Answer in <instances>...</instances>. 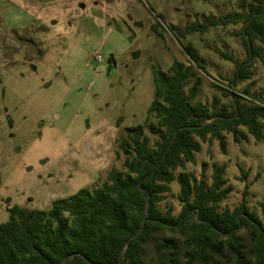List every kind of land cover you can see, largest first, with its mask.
I'll use <instances>...</instances> for the list:
<instances>
[{"label":"rangeland","instance_id":"374dc122","mask_svg":"<svg viewBox=\"0 0 264 264\" xmlns=\"http://www.w3.org/2000/svg\"><path fill=\"white\" fill-rule=\"evenodd\" d=\"M240 1L0 0V223L13 204L48 209L54 199L101 185L112 168H121L119 141L130 126L145 124L155 68L167 72L175 59L191 65L186 93L200 81L192 101L216 109L228 104L234 93L224 96L212 83L227 86L236 66L220 51L246 57L235 35L241 24L185 36L179 29L237 11ZM189 44L205 72L185 51ZM252 68L253 79L233 90L249 85L248 95L264 101V52ZM259 120L264 133V117ZM224 136L225 151L217 137L208 139L186 170L209 177L214 164L224 165L232 190L221 207L245 201L261 215L264 136ZM172 189L166 201L178 210V186ZM157 254L154 243L149 256Z\"/></svg>","mask_w":264,"mask_h":264},{"label":"trees","instance_id":"16d2710c","mask_svg":"<svg viewBox=\"0 0 264 264\" xmlns=\"http://www.w3.org/2000/svg\"><path fill=\"white\" fill-rule=\"evenodd\" d=\"M227 24H241L235 35L246 57L220 51L236 66L227 86L212 85L234 98L220 109L192 101L200 81L186 93L195 74L191 65L175 59L167 72L155 68V95L145 124L130 126L119 141L122 167L112 168L101 185L54 199L48 209L9 207L8 219L0 223V264H264V201L261 215L245 201L223 208L220 202L232 190L225 166L214 164L209 177L186 170L202 142L217 137L226 150L224 131L236 141L248 134L264 136L259 120L264 101L248 95L249 85L241 93L233 90L253 79L255 58L263 55L264 0H241L237 11L207 17L179 33ZM185 51L205 72L191 44ZM145 127L155 136L153 142ZM173 184L178 210L166 201ZM154 243L155 257L149 256Z\"/></svg>","mask_w":264,"mask_h":264},{"label":"built area","instance_id":"2783aa9c","mask_svg":"<svg viewBox=\"0 0 264 264\" xmlns=\"http://www.w3.org/2000/svg\"><path fill=\"white\" fill-rule=\"evenodd\" d=\"M98 58L100 59V56H98Z\"/></svg>","mask_w":264,"mask_h":264}]
</instances>
